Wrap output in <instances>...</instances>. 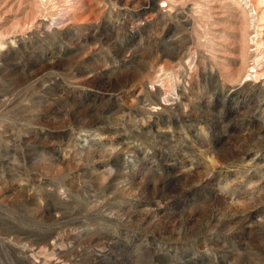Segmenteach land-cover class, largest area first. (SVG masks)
Listing matches in <instances>:
<instances>
[{
  "label": "rangeland",
  "instance_id": "1",
  "mask_svg": "<svg viewBox=\"0 0 264 264\" xmlns=\"http://www.w3.org/2000/svg\"><path fill=\"white\" fill-rule=\"evenodd\" d=\"M249 1L0 0V264H264Z\"/></svg>",
  "mask_w": 264,
  "mask_h": 264
},
{
  "label": "bare ground",
  "instance_id": "2",
  "mask_svg": "<svg viewBox=\"0 0 264 264\" xmlns=\"http://www.w3.org/2000/svg\"><path fill=\"white\" fill-rule=\"evenodd\" d=\"M241 1V3L243 4V6L244 7H247L248 9L247 10H249V12H252L253 11V7H252V5L250 4V1L249 0H240ZM245 10V9H244ZM254 14V13H253ZM253 23V22H252ZM250 75V74H249Z\"/></svg>",
  "mask_w": 264,
  "mask_h": 264
}]
</instances>
